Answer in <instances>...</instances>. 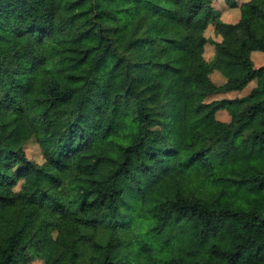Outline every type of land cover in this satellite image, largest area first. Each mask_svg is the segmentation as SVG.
<instances>
[{
  "label": "trees",
  "instance_id": "obj_1",
  "mask_svg": "<svg viewBox=\"0 0 264 264\" xmlns=\"http://www.w3.org/2000/svg\"><path fill=\"white\" fill-rule=\"evenodd\" d=\"M212 1L0 0V264H264V0Z\"/></svg>",
  "mask_w": 264,
  "mask_h": 264
},
{
  "label": "rangeland",
  "instance_id": "obj_2",
  "mask_svg": "<svg viewBox=\"0 0 264 264\" xmlns=\"http://www.w3.org/2000/svg\"><path fill=\"white\" fill-rule=\"evenodd\" d=\"M249 0H235L236 7L229 8L223 0H213L211 3L212 11L216 15V19L225 24H236L239 21V7L243 3ZM205 37L207 39V44L204 50V59L208 65L210 71L209 79L217 86H221L225 83V78L217 71L212 70V65L216 56V45L220 43L221 36L216 32L215 24H208L205 30ZM251 59L255 68H259L264 65V53L253 52L251 54ZM255 83H251L247 88L239 92L230 93H218L216 95L208 97L207 101L215 99H234L247 95L250 90L254 87ZM216 118L223 122L229 121V116L224 112L220 111L216 114ZM26 157L29 161L37 164L42 163L41 152L34 140H29L23 146ZM32 264H43L41 261H34Z\"/></svg>",
  "mask_w": 264,
  "mask_h": 264
}]
</instances>
